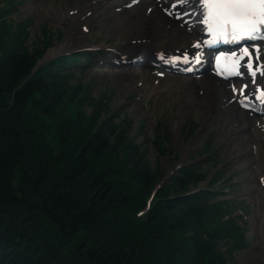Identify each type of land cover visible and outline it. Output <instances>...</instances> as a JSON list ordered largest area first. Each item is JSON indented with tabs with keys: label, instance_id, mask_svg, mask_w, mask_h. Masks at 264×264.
I'll return each instance as SVG.
<instances>
[{
	"label": "trees",
	"instance_id": "obj_1",
	"mask_svg": "<svg viewBox=\"0 0 264 264\" xmlns=\"http://www.w3.org/2000/svg\"><path fill=\"white\" fill-rule=\"evenodd\" d=\"M9 5L0 8V264H226L218 242L228 252L244 242L203 202L209 192L185 194L206 176L199 163L170 176L145 210L164 170L132 141L129 121L70 84L72 58L35 68L47 44L29 47L28 22L4 18Z\"/></svg>",
	"mask_w": 264,
	"mask_h": 264
},
{
	"label": "rangeland",
	"instance_id": "obj_2",
	"mask_svg": "<svg viewBox=\"0 0 264 264\" xmlns=\"http://www.w3.org/2000/svg\"><path fill=\"white\" fill-rule=\"evenodd\" d=\"M120 2L121 0H21L13 4L15 9L18 8L13 13V26L21 18H27L30 32L26 41L29 47L40 48L51 44L41 59L43 61L64 52H81L88 46L94 54L98 49L108 46L114 53L115 49L121 48L118 44L124 41L135 43V39L139 38V42H148L151 33H143V36L135 33L139 29L144 30V27L136 26L128 31L127 23L122 20L127 17V12L116 9ZM7 3L4 0L1 7L6 8ZM11 16L7 14L6 17ZM117 25L121 26L117 29ZM162 31L156 29L154 35L158 37L162 35ZM68 36L72 39L70 47L57 51L68 40ZM185 39L190 42L189 38ZM77 40H81V43L72 47ZM93 63L87 61L84 67L73 68L76 72L71 76L70 84H81L84 93H90L94 98L108 99L111 111L118 113V121L124 120L125 123L130 120V134L141 148H146L145 158L152 167L158 170L166 167L169 171L176 163H190L192 157H197L196 160L207 168L210 166L209 160L220 159L217 166L211 168L210 174L218 168H225L223 178H232L231 183L234 185L228 196L236 198L240 206V210L233 214L249 238L246 248L226 254L227 264H264V126L253 123L243 131L245 124L238 120L232 121V114L230 118V114L219 112L222 106L221 96L211 101L213 112L203 110L200 102L187 92L188 81L178 82L175 77L170 86L153 90L155 81L150 68L133 70L134 74L128 73V79L120 83L122 75L117 67ZM84 111L90 112L88 104ZM141 123L143 128H140ZM160 123L166 128L163 131L170 153L159 152L152 141ZM188 125H196V129L186 138ZM208 141L211 142L210 147L205 149ZM199 151H203L202 156L197 154ZM210 154H216V157L208 159ZM172 157L175 158L174 161L170 160ZM260 176L262 182L258 180ZM218 247L221 251H226L224 243L220 242Z\"/></svg>",
	"mask_w": 264,
	"mask_h": 264
},
{
	"label": "bare ground",
	"instance_id": "obj_3",
	"mask_svg": "<svg viewBox=\"0 0 264 264\" xmlns=\"http://www.w3.org/2000/svg\"><path fill=\"white\" fill-rule=\"evenodd\" d=\"M138 18H139V16H132L131 19L129 21H127V27L126 28H129L128 31H131L133 27H136L137 26L136 25V22H137ZM141 26L142 27H145L144 30L143 29H139L135 33L141 35L143 33H146V30L147 29H150V26L148 24L145 25V26L142 24ZM70 39H71V37L68 36V40L66 39L65 42L62 43V45H60L57 48V51L65 50L64 48L67 47V46L70 47V45H71ZM80 43H81V40L78 41V42H74L73 45H72V47H74V46L76 47ZM160 43L161 42H157L156 44H152V45H158ZM263 48H264V45H263ZM239 49L240 50H244L246 48H241L240 47ZM258 62L259 63L255 66V71L259 75V74H261V72H262V70L264 68V54H263V58L261 60H259ZM243 70L247 74V71H248L247 67L244 66L243 67ZM121 75H122V77L120 78V83L122 81H124V80H127L128 77H129L128 76L129 74H126V73H122ZM123 75L125 77H123ZM258 75L251 76V74L249 73V75L245 79H242L239 82L240 84H237V83L236 84H231V94H230V90L229 89L226 90L223 85H220V84L216 83L215 79L217 80V78L212 73L202 76L200 82L197 81L194 78H190L189 79V88L191 90L190 94H192L194 97L197 98V101L200 102L201 107H202L203 110L209 109L210 110V113H211V111H213V104L211 103V101L214 99L213 94L214 93H217L216 94V97L219 96V93H222V95H227V96L229 94V96L227 97V99L225 101L224 109H222V111L223 112H230L233 115L232 121L233 120H238L239 122H242L244 124L247 123V122L252 124V122L255 121L254 118H251L246 111L240 109L236 105V103L238 102V100L240 98V94H239L240 88L243 89V86H245V84L248 81H254L256 78L260 77ZM262 77L263 76H261L260 78H262ZM255 83L258 84L260 82L257 80ZM159 84H160V82H159ZM262 84H264V80H263ZM156 86H158V85H156ZM197 87L204 88V90L202 92V95L200 97H197L198 95H195V93H194L195 92V89ZM247 90L248 91H251V89L249 90V88ZM246 93H247V91H246ZM214 96H215V94H214ZM229 99L232 102H229ZM222 103H224V101H222ZM234 104H235V109H234ZM248 123L246 124V127L248 126ZM246 127H244V128H246Z\"/></svg>",
	"mask_w": 264,
	"mask_h": 264
},
{
	"label": "snow or ice",
	"instance_id": "obj_4",
	"mask_svg": "<svg viewBox=\"0 0 264 264\" xmlns=\"http://www.w3.org/2000/svg\"><path fill=\"white\" fill-rule=\"evenodd\" d=\"M201 2L208 6L209 20L221 33L232 32L233 39H239L235 35L239 32L251 37L258 31V26H264V0H201ZM244 53L248 54V50L244 49ZM252 75L255 76V72Z\"/></svg>",
	"mask_w": 264,
	"mask_h": 264
}]
</instances>
